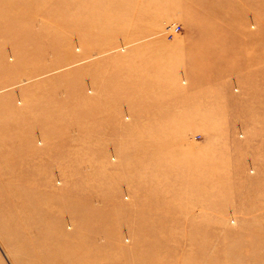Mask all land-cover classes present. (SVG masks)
I'll list each match as a JSON object with an SVG mask.
<instances>
[{"label":"rangeland","instance_id":"374dc122","mask_svg":"<svg viewBox=\"0 0 264 264\" xmlns=\"http://www.w3.org/2000/svg\"><path fill=\"white\" fill-rule=\"evenodd\" d=\"M0 264H264V0H0Z\"/></svg>","mask_w":264,"mask_h":264},{"label":"built area","instance_id":"2783aa9c","mask_svg":"<svg viewBox=\"0 0 264 264\" xmlns=\"http://www.w3.org/2000/svg\"><path fill=\"white\" fill-rule=\"evenodd\" d=\"M179 28L178 27H174V28H168V31H170L169 33L167 32L168 36H172L174 34H176L178 32Z\"/></svg>","mask_w":264,"mask_h":264}]
</instances>
